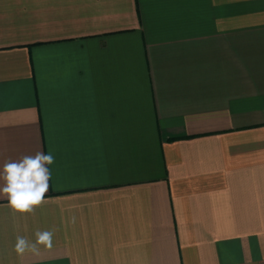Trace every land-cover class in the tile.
<instances>
[{
    "label": "crops",
    "instance_id": "crops-1",
    "mask_svg": "<svg viewBox=\"0 0 264 264\" xmlns=\"http://www.w3.org/2000/svg\"><path fill=\"white\" fill-rule=\"evenodd\" d=\"M48 151L0 264H264V0H0V168Z\"/></svg>",
    "mask_w": 264,
    "mask_h": 264
},
{
    "label": "clouds",
    "instance_id": "clouds-1",
    "mask_svg": "<svg viewBox=\"0 0 264 264\" xmlns=\"http://www.w3.org/2000/svg\"><path fill=\"white\" fill-rule=\"evenodd\" d=\"M54 163L55 156L51 151L5 161L0 168V180L4 181L0 187V197L5 198L14 210L22 214L32 212L34 206L43 203L49 190L52 177L49 166ZM53 236L52 231H37L35 242H30L24 236H17L15 250L20 254L25 251L35 252L37 244L51 246Z\"/></svg>",
    "mask_w": 264,
    "mask_h": 264
}]
</instances>
